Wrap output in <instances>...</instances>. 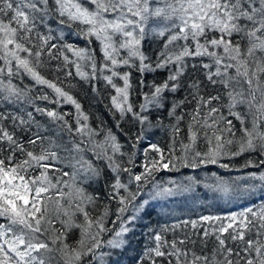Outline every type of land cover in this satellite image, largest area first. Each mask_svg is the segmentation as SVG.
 I'll use <instances>...</instances> for the list:
<instances>
[{
	"label": "snow or ice",
	"instance_id": "obj_1",
	"mask_svg": "<svg viewBox=\"0 0 264 264\" xmlns=\"http://www.w3.org/2000/svg\"><path fill=\"white\" fill-rule=\"evenodd\" d=\"M65 28L84 47L67 43ZM153 43L148 54L145 44ZM73 68L93 91L101 79L114 89L116 126L130 117L141 126L138 141L145 128L170 129L167 152L150 144L158 158L145 149L142 172L123 167L112 128H93L60 86L59 73L72 77ZM133 69L142 77L138 110L130 99ZM157 70L168 71L167 79L144 92V75ZM37 101L72 104L74 123ZM165 109L169 123L160 117L154 124L152 112ZM237 158H245L243 176L206 171L231 170ZM181 169L193 174L156 180L160 170ZM102 180L103 192L89 191ZM149 184V199L137 200ZM200 185L246 203L151 230L137 264H264V0H0V264H115L125 225L139 218L125 217L129 206L139 213L150 200ZM113 202L118 229L108 227Z\"/></svg>",
	"mask_w": 264,
	"mask_h": 264
},
{
	"label": "trees",
	"instance_id": "obj_2",
	"mask_svg": "<svg viewBox=\"0 0 264 264\" xmlns=\"http://www.w3.org/2000/svg\"><path fill=\"white\" fill-rule=\"evenodd\" d=\"M52 28H57V26L53 23L51 25ZM70 32L68 29L63 30ZM74 33V31L72 32ZM75 35V33L73 34ZM57 42V41H56ZM66 42L70 43L69 39L66 38ZM157 47L156 44H145V49L148 54H151L153 50ZM46 58V57H45ZM57 62H53L55 64ZM44 74L49 79H55L56 73L54 71L43 70ZM60 80L62 83L60 84L61 87H64L67 91H69L82 105L83 111L89 115L90 120L89 123L93 128H96L98 125L103 123L106 127L112 128L114 133L117 135L118 142L121 144V151L123 152V156H117V159L121 162L123 167L131 168L133 173L139 174L143 171L142 165L146 162L145 159V149H148V158L151 159L153 157H157V154L152 152L149 148L150 144H157V141H160L159 146L167 152L169 146V138H170V129L160 128V127H151L144 129V138L141 140H137V135L141 132V126L137 123L134 124L131 121V118L128 117L124 120H120V127H117V120H119V114L117 113L115 116L112 114L111 109V101L107 96H105L104 92H107L106 86H102V84L96 85L97 90L93 91L90 84L87 82L86 84L80 80L75 74L72 77H68L65 79L63 73H59ZM168 71L165 70H157L155 72L146 73L143 77L145 85L147 87L143 88L144 92L151 91L150 86L152 84H161L164 80L167 79ZM141 74L137 71H132L131 82L133 85V91L131 94V101L134 106L137 107L139 103L142 102V97L140 96L141 89L139 87ZM14 83L23 86V84L31 85V81L25 77L23 78V84H21V79L17 78L14 80ZM60 83V81H58ZM43 92H48L50 96H54V94L49 89H33L32 95H40ZM169 99L171 100L172 94L169 93ZM186 93L181 90L176 94V98H183ZM40 107H46L48 109H55L61 114L67 113L68 115L65 117L69 123H74L76 110L74 106L70 103H62L60 105H56L53 103H49L48 101H37L36 102ZM167 110H163L162 112L157 113L156 111L152 112L151 119L155 124L158 121V118L163 117L164 124L169 123V118H166ZM37 119H40L42 122L47 120L46 117H40L37 114ZM135 144V147L133 145ZM135 153V155H133ZM158 158V157H157ZM245 158H237L231 165V170H225L219 168L217 166H209L206 170L207 173L216 172L219 175L223 176L225 179L234 178L237 176L245 175L247 170L243 169L241 165L244 163ZM131 161V162H129ZM227 162V161H225ZM250 170V169H249ZM193 174L191 169H181L179 172L176 171H166L160 170L159 172L155 173L156 180L166 183L169 179L174 180H181L183 176ZM204 172H201V177L204 176ZM111 173L105 170V176L111 177ZM123 181L127 183L128 176L126 173L122 174ZM171 186V185H168ZM151 184L145 186L141 192V195L137 197V200H140L141 197L149 199V192L151 189ZM104 184L103 180L99 184H93L92 188H89L90 192L95 190H100L103 192ZM132 191H136V185L133 183L130 185ZM217 196V199H213V196ZM260 193L256 194L258 198ZM151 204L156 208V210L163 211L165 213H170L179 207H183L185 210L189 209V211H193V209L199 210L203 207H208L211 210H215L218 214H227L231 211H238L239 208L244 206L246 201H241L236 198L229 199L228 197L224 196L221 193H211L207 189L200 185L197 187L195 192L185 193L183 196L180 197H168V198H158L155 200H150ZM103 203H108L106 200ZM103 205H101L102 210ZM117 205L113 202L111 205V211L113 215H110L108 227L110 228H119V222L116 224H112L111 220H114L116 217L114 215ZM191 209V210H190ZM98 214V213H97ZM154 216V215H151ZM149 216V217H151ZM145 219V218H144ZM150 219V218H148ZM163 225V223H162ZM143 225L137 223L135 228L130 231L126 236V246L122 251L117 252L118 254L114 256L115 264H127L130 249L132 252H136L140 247H142L143 242ZM130 235V237H129ZM107 238V237H106ZM142 249V248H141ZM141 249L137 251L135 255V262L138 261ZM137 264V263H136Z\"/></svg>",
	"mask_w": 264,
	"mask_h": 264
},
{
	"label": "rangeland",
	"instance_id": "obj_3",
	"mask_svg": "<svg viewBox=\"0 0 264 264\" xmlns=\"http://www.w3.org/2000/svg\"><path fill=\"white\" fill-rule=\"evenodd\" d=\"M53 29H55V28H53ZM73 34L74 33L70 34V32L65 31L64 37L68 38L70 43H74L80 47H84L86 41L78 38L76 35H73ZM53 42H56V41H53ZM96 51H97V53H99L98 47L96 48ZM69 55H71V54H69ZM97 59L98 60L100 59L99 55L97 56ZM72 71H73V74H75L74 68L72 69ZM121 71H128V69L122 68ZM132 71H136V70L133 69ZM115 82L118 85H122V81H120L119 79H117ZM83 83L86 84L87 82L83 81ZM92 83H95L96 85L102 84V86H106L107 92H104V93H105V96H107L109 98V100L111 101L110 97L112 95H115L114 89L111 86L107 85L103 81V79H101L99 82L93 81ZM165 117L168 118L167 113H166ZM102 138L103 137L101 135V137H99L98 139H102ZM157 142H158L157 145H159L160 141H157ZM142 199H148V198L141 197L140 201H142ZM129 214L139 216V218L136 219L134 222H132L130 225H127V224L125 225L126 227H130V231H132L135 228V225H137V223H140L141 225H143L142 236L144 239H143V242L141 244L142 247L139 248V249L142 248L140 252H142V250L144 248L145 242L148 239L150 231L154 230V229H158L159 226L162 225V223L171 225L172 223H176V222L182 221L184 219H197L200 215H208V214L226 215V214H221V213L218 214L215 212V210H211L208 207H203L199 210L193 209V211H189V209L185 210L183 207H179V206L177 209H174V211H171L170 213H165L163 211L156 210V208L151 204L150 201H149V204L145 205L144 208L139 213L133 212L132 206H129V212L125 213L124 215L126 217ZM151 215H154V216H151ZM149 216H151V217H149ZM148 218H150V219H148ZM128 233L125 234V238H126ZM129 237H130V235H129ZM127 247L128 246L125 247V250L127 249ZM129 249H130L129 257H128L129 262L127 264H136L137 262H135V255L137 254V251L139 249L136 252H132V249L130 247H129ZM122 250H123V248L120 250H117V252H120Z\"/></svg>",
	"mask_w": 264,
	"mask_h": 264
}]
</instances>
